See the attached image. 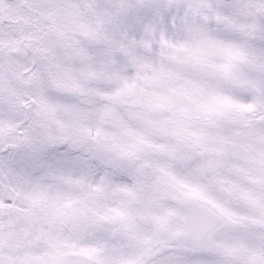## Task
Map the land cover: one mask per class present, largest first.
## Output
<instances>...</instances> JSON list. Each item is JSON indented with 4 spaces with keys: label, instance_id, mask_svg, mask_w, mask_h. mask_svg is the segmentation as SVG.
I'll use <instances>...</instances> for the list:
<instances>
[{
    "label": "snow or ice",
    "instance_id": "1",
    "mask_svg": "<svg viewBox=\"0 0 264 264\" xmlns=\"http://www.w3.org/2000/svg\"><path fill=\"white\" fill-rule=\"evenodd\" d=\"M0 264H264V0H0Z\"/></svg>",
    "mask_w": 264,
    "mask_h": 264
}]
</instances>
